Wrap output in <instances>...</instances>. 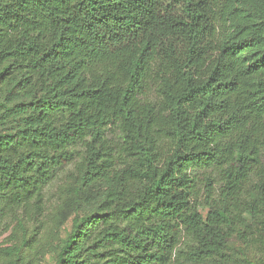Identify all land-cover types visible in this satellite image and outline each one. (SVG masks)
Listing matches in <instances>:
<instances>
[{
    "label": "trees",
    "instance_id": "trees-1",
    "mask_svg": "<svg viewBox=\"0 0 264 264\" xmlns=\"http://www.w3.org/2000/svg\"><path fill=\"white\" fill-rule=\"evenodd\" d=\"M70 166L55 264H264V0H0V264Z\"/></svg>",
    "mask_w": 264,
    "mask_h": 264
},
{
    "label": "rangeland",
    "instance_id": "rangeland-1",
    "mask_svg": "<svg viewBox=\"0 0 264 264\" xmlns=\"http://www.w3.org/2000/svg\"><path fill=\"white\" fill-rule=\"evenodd\" d=\"M70 170L71 166L61 171L58 174V178L47 189L45 196L46 212L44 217L40 218L36 222L37 224L32 223L27 226L26 238L32 240L35 237L39 241V247L41 249L36 264H55L63 241L71 229L73 215L69 209L65 208L63 224H59L55 218L59 210L64 209V203L70 196L71 184L66 177V174ZM15 225L11 224L9 230L0 233V246L7 247L14 244H21L22 233L12 234ZM234 247L237 248L238 244H235ZM250 260L256 261L257 259L255 256H251ZM240 264H246V262L242 261Z\"/></svg>",
    "mask_w": 264,
    "mask_h": 264
}]
</instances>
